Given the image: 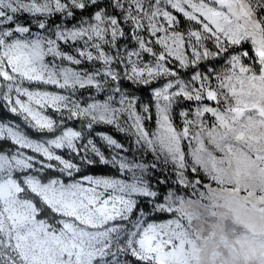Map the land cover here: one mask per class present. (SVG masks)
I'll list each match as a JSON object with an SVG mask.
<instances>
[{
    "label": "snow or ice",
    "instance_id": "1",
    "mask_svg": "<svg viewBox=\"0 0 264 264\" xmlns=\"http://www.w3.org/2000/svg\"><path fill=\"white\" fill-rule=\"evenodd\" d=\"M0 264H264V0H0Z\"/></svg>",
    "mask_w": 264,
    "mask_h": 264
}]
</instances>
